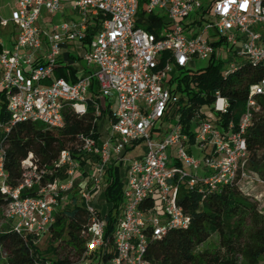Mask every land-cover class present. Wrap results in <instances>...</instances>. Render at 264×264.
I'll list each match as a JSON object with an SVG mask.
<instances>
[{
    "label": "built area",
    "instance_id": "1",
    "mask_svg": "<svg viewBox=\"0 0 264 264\" xmlns=\"http://www.w3.org/2000/svg\"><path fill=\"white\" fill-rule=\"evenodd\" d=\"M66 7L73 16L50 30L41 28L44 8L56 14ZM141 9L143 22L154 14L163 25L155 32L138 26ZM9 22L17 33L10 48L0 32V94L7 99L9 124L29 120L63 128L66 109L87 113L93 78L115 116L103 144L80 134L81 158L62 151L57 166L67 168V179L41 185L45 170L38 169L30 154L23 161V181L12 187L0 155L1 190L10 198L5 217L17 232L46 235L83 162L94 163L89 183L77 195L92 214L87 251L78 264H152L146 256L149 242L191 222L178 202L181 186L198 188L206 197L228 184L247 190L264 185L248 167L245 138L253 109H259L257 98L264 95V79L251 87L238 125L233 120L223 125L229 101L217 91L214 103L203 105L193 118V139L180 123L181 94L170 84L179 68L190 69L198 57L221 61L225 74L245 60L264 64V0H18L10 18L0 7V26ZM87 39L84 60L93 72L74 82L55 78L65 46ZM140 141L145 142V153L127 162L121 214L111 241L106 218L93 201L105 186L111 160H123L126 148ZM195 146L203 156L194 155L190 148ZM37 184V195L21 196L22 189Z\"/></svg>",
    "mask_w": 264,
    "mask_h": 264
},
{
    "label": "trees",
    "instance_id": "2",
    "mask_svg": "<svg viewBox=\"0 0 264 264\" xmlns=\"http://www.w3.org/2000/svg\"><path fill=\"white\" fill-rule=\"evenodd\" d=\"M144 16L141 9L136 24L146 30L155 32L163 25V20L154 14H149L147 22L142 21ZM69 72L74 74L75 69L62 67L58 76L68 80ZM262 79L264 64L248 60L230 74L224 73L221 61H210L208 67L197 71L179 68L170 84L174 85L173 91L181 94L178 111L185 132L194 138L192 120L203 105L214 103L217 91L229 101L228 112L221 116L223 125L229 120L238 125L246 111L251 87ZM257 101L259 109H253L245 138L248 167L264 179V95H259ZM10 117L6 96L1 93L0 155L7 183L12 187L23 181V161L30 154L38 169L45 170L41 185L55 178L67 179V168L57 166L62 151L70 150L73 156L81 158L78 135H90L98 141L102 119H107V130L109 122L115 119L112 103L102 95L95 78L91 81L87 113L81 115L66 109L65 126L61 129L29 120L11 125ZM121 167L122 162L117 163L115 159L109 163L103 193L93 202L106 218V237L111 241L124 198ZM39 188V184L24 188L21 196L37 195ZM249 191L241 185L228 184L203 197L198 188L187 190L181 186L178 202L190 215L191 222L187 228L170 230L150 241L147 258L152 264H260L264 258V210L253 201ZM9 201L0 185V209ZM54 216L55 222L46 234L49 244L45 250L41 249L40 237L35 234L19 233L12 226L0 229V264H78L87 251L92 214L74 194L60 202ZM215 234L218 246L201 249Z\"/></svg>",
    "mask_w": 264,
    "mask_h": 264
},
{
    "label": "crops",
    "instance_id": "3",
    "mask_svg": "<svg viewBox=\"0 0 264 264\" xmlns=\"http://www.w3.org/2000/svg\"><path fill=\"white\" fill-rule=\"evenodd\" d=\"M11 1H14V4L10 5V7H9L10 12L12 13V11L15 10L17 7V1L18 0H11ZM0 7H1V9H4V10H6V8H7L6 5L1 3V1H0ZM1 14H2V11H1ZM70 16H73V11L68 7H66L64 9V12H59L56 14H50L46 11V14L45 13L42 14V18L39 21V25L41 26L42 29L50 30L53 27V25L62 22L66 17H70ZM10 23L11 22H9L7 25L0 26V32L3 36V38L6 35L7 39H8L7 40L8 44L5 43L7 48H10L13 45V43L16 41V37H17L15 26L13 24V29L9 28ZM88 47H89V42H87V41L69 42L67 44V46H65L64 53L61 55V57L59 59V64H58V66L55 70V73H54L55 78H59L58 71H60V69L62 67H68V66L75 69L74 74H72L70 72L68 73V76L70 77L68 79L69 81H71V80L76 81L80 77H83V76L88 75L91 72H93L94 67L88 65L87 62L84 60V56L88 50ZM110 123H111V121L108 124V130H107L106 134L102 135V132H101V137L98 140L99 145L103 144L105 141H107L110 138V135H111ZM133 145L129 146V147L133 148L136 144L134 146ZM128 148L121 155L123 157V160L118 161L116 158H113V159H115L117 161V163L122 162V164H123L124 157H125L127 151L129 150ZM190 149L194 152V148L193 149L190 148ZM199 155H201V154H199ZM140 156H142V155H140ZM140 156H138V157H140ZM93 165H94V163L84 162L83 168L76 173L74 187L66 193V199L65 200H67L68 198H70L74 194L78 195V190L81 187H83L89 183V181H90L89 177H90ZM126 172H127V163H125L124 175L121 178V180L123 182V187H124V179L126 177ZM102 193H103V189H100L97 191L96 196H95L96 200L101 197ZM78 198H79V196H78ZM95 198H94V201H95Z\"/></svg>",
    "mask_w": 264,
    "mask_h": 264
},
{
    "label": "rangeland",
    "instance_id": "4",
    "mask_svg": "<svg viewBox=\"0 0 264 264\" xmlns=\"http://www.w3.org/2000/svg\"><path fill=\"white\" fill-rule=\"evenodd\" d=\"M2 4L6 5V10L1 9L2 15L6 18L11 17V12H10V5L14 4V1L11 0H0ZM43 13L46 14V9H43ZM13 29V23H10V27ZM260 29L263 30V28L260 26ZM7 36H4V42L8 44L7 42ZM210 64V59L209 58H196L195 63L190 66L191 70L197 71L200 69H204L208 67ZM100 130L102 132V135H104L107 132V119L103 118L101 123H100ZM212 147L209 146L207 147L206 151L207 153L211 152ZM145 153V142L140 141L138 142L133 148L129 149L124 157V162L121 167V175H124V169H125V163L128 161H133L135 158H137L140 155H143ZM201 154L202 156L204 155V152L199 150L196 146L194 148V155L198 156ZM202 173V172H201ZM250 191L247 192L250 194L252 197L253 201H257L260 205V207L264 210V185H259V186H254L253 188L249 189ZM12 223L9 219L5 217V208L0 209V229H6L8 227H11ZM219 243L218 236L215 234L213 235L210 240L201 247V249H206V248H213L217 247ZM39 244L41 249L45 250L48 247L49 241L48 237L46 235L42 236L39 238ZM77 264V263H76Z\"/></svg>",
    "mask_w": 264,
    "mask_h": 264
}]
</instances>
